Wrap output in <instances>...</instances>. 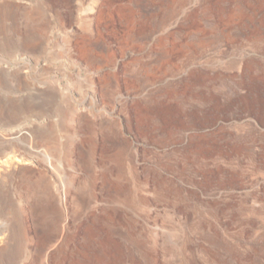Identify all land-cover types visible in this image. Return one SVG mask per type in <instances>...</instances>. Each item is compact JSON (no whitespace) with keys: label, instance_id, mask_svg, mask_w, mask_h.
<instances>
[{"label":"rangeland","instance_id":"1","mask_svg":"<svg viewBox=\"0 0 264 264\" xmlns=\"http://www.w3.org/2000/svg\"><path fill=\"white\" fill-rule=\"evenodd\" d=\"M13 1L35 42L28 76L0 62V107L22 103L0 156L23 167L0 161V264H264V0H0V23ZM116 3L144 21L127 47L91 23ZM49 202L74 258L49 256Z\"/></svg>","mask_w":264,"mask_h":264},{"label":"bare ground","instance_id":"2","mask_svg":"<svg viewBox=\"0 0 264 264\" xmlns=\"http://www.w3.org/2000/svg\"><path fill=\"white\" fill-rule=\"evenodd\" d=\"M23 1V0H22ZM110 0L107 1V3ZM113 1V0H112ZM119 1V0H118ZM121 2V0H120ZM127 2V1H126ZM247 2V1H246ZM102 3V2H101ZM110 3V2H109ZM112 3V2H111ZM135 3V2H134ZM113 4V3H112ZM109 5L108 8H106V11L103 10H99L95 16L93 17L91 23L93 24L94 28H97L96 30V38L97 39H104V33L101 31L102 27H106L108 26V24L112 23V20L117 17L118 18V22L120 25H123V39H122V43L124 46H128L130 43H132L131 41L133 40L134 36L137 34V31L139 29V27H141L140 25H142L144 23V21L142 22L141 18H138V16H136V14L131 10L130 6L127 5H120L118 3L114 4V5ZM105 5V4H104ZM108 5V4H107ZM29 6H30V2L24 5L21 2L18 1H13L11 2L9 5L6 6V14L5 17L2 18V21L0 23V62H3V54L4 52H10V51H14L17 52L19 54V56H23L22 59H24V61L27 63V66L25 67L26 70L25 72H19V73H23V75L28 76L32 70V63H33V47H34V38L30 32L31 29V23L27 22V18L28 20H31L30 17L27 16V13L29 12ZM251 8V7H250ZM252 11V10H251ZM229 16V14H227ZM231 15V14H230ZM243 15H240V13H237L236 15H234V17H232V19L229 17L228 21L231 20H239L240 18H242ZM91 17V16H90ZM152 17V16H151ZM244 17V16H243ZM249 21H251V18L249 17ZM253 19V18H252ZM230 20V21H231ZM243 20V19H242ZM115 21V19H114ZM225 22V20L223 21ZM226 23V22H225ZM229 23V22H228ZM232 23V22H231ZM234 23V22H233ZM237 23V22H236ZM241 23V21H240ZM117 24V23H116ZM238 25V24H237ZM112 26V24L110 25ZM147 27V25H144ZM224 26V25H223ZM115 27V26H114ZM143 27V26H142ZM141 27V28H142ZM231 27V26H230ZM107 28V27H106ZM121 28V27H120ZM140 28V29H141ZM145 27L142 28V30ZM111 29V28H110ZM226 29V28H225ZM195 30V29H194ZM193 30V31H194ZM199 30V29H198ZM201 30V29H200ZM223 30V29H222ZM111 31V30H110ZM114 31V30H113ZM109 32V31H108ZM115 32V31H114ZM121 32V31H120ZM119 32V34H120ZM142 32V31H141ZM144 32V31H143ZM204 31H201V33ZM210 32V31H209ZM259 32V31H258ZM80 33V32H79ZM112 35V32H110ZM150 33V32H149ZM207 33V32H204ZM107 34V33H106ZM118 34V33H117ZM173 34V33H172ZM170 33V35H172ZM224 34V33H223ZM109 35V34H108ZM114 35V34H113ZM122 35V33H121ZM206 35V34H204ZM203 35V36H204ZM83 36V35H82ZM85 36V35H84ZM118 36V35H117ZM207 36V35H206ZM224 36V35H223ZM227 36V35H226ZM88 37V36H87ZM120 37V36H119ZM122 37V36H121ZM137 37V36H136ZM225 37V36H224ZM114 38V37H113ZM162 38V37H160ZM185 39V37H183ZM81 39H84L81 37ZM88 40V39H87ZM87 40H83L81 43V40L79 38V44H77V49L81 52V54L83 55H88L89 52L88 51H93L94 49H92V47H89L90 43H87ZM91 40V39H90ZM159 40H163L159 39ZM158 40V41H159ZM173 40V38H172ZM76 41V40H75ZM94 41H96L94 39ZM116 41V40H115ZM185 41V40H184ZM106 42V41H105ZM161 42V41H160ZM158 42V45L159 43ZM77 43V42H76ZM75 42L73 44H76ZM93 44V43H92ZM91 44V45H92ZM117 44V43H116ZM172 44V43H171ZM177 44V43H176ZM181 45V43H179ZM137 45V44H136ZM135 45V47H136ZM156 45V44H155ZM156 45V46H158ZM163 45V44H162ZM175 45V44H174ZM189 45V44H188ZM192 45V44H191ZM119 47V45H117ZM178 46V45H177ZM134 47V46H133ZM154 47V45H153ZM179 47V46H178ZM129 48V47H128ZM170 48V47H169ZM74 49V48H73ZM133 49V48H132ZM141 49V48H140ZM167 48H165L166 50ZM171 49V48H170ZM190 49V48H189ZM194 49V48H192ZM75 50V49H74ZM77 50V51H78ZM121 50V49H120ZM126 50V49H125ZM169 50V49H167ZM179 50V49H178ZM178 50H176L178 52ZM182 50V49H181ZM123 51V50H122ZM140 51V50H137ZM170 52H172L171 50H169ZM78 52V54L80 53ZM169 52V53H170ZM184 52V51H183ZM167 53V52H166ZM181 53V52H180ZM95 54H98L95 52ZM103 53H101L102 55ZM168 54V53H167ZM177 54V53H176ZM114 56V55H113ZM175 56V55H174ZM178 56V55H177ZM88 57V56H85ZM100 57V56H99ZM109 57L110 53H109ZM79 58V57H78ZM21 60V59H20ZM81 60V58H80ZM84 60L86 61V59L84 58ZM173 60V59H172ZM83 61V59H82ZM170 61V60H169ZM168 61V62H169ZM172 62V61H171ZM5 63V62H3ZM167 63V62H165ZM164 63V64H165ZM174 63V62H172ZM161 64V63H160ZM169 64V63H168ZM163 65V64H162ZM161 65V66H162ZM171 65V63L169 64ZM1 66V65H0ZM165 66V65H163ZM162 66V68H163ZM173 66V64H172ZM178 66V65H177ZM3 66H1L2 68ZM171 67V66H170ZM4 69V68H3ZM12 70L14 69V63L7 62V67L5 68V70ZM153 70V69H152ZM161 70V69H160ZM159 70V71H160ZM155 71V70H154ZM163 72V71H162ZM147 74V73H146ZM155 74V72H154ZM156 75V74H155ZM146 76V75H145ZM152 77V76H151ZM161 77V76H160ZM153 80V79H152ZM18 98V97H17ZM16 98V99H17ZM18 101V100H17ZM20 101V100H19ZM18 104L20 105V103L18 102ZM18 104L15 103V101L13 100H8L3 106L0 107V118L6 116V115H16V116H21L22 115V111L20 109V107H22V103L21 106H17ZM24 106V105H23ZM24 110V108H23ZM26 110V108H25ZM24 112V111H23ZM25 114V113H24ZM10 118V117H9ZM6 120V119H5ZM28 134V133H27ZM26 133H24L21 130L17 131V134L15 135L16 138L18 137V139H20V141H22L23 143H25L26 145H30L31 146V136ZM92 155V154H91ZM16 156H12V157H8L6 153H4L3 155L0 156V161L2 160L4 163H7L8 165H10V168L12 170H20L23 167L16 165L15 161H13V159H15ZM21 160L25 159V160H31L30 156L26 155L24 158H20ZM1 163V162H0ZM17 163V162H16ZM4 177V176H3ZM17 183V182H16ZM9 184V183H8ZM7 184V185H8ZM13 184V182H12ZM21 186V184H19ZM2 185H0L1 187ZM18 186V185H17ZM19 187V186H18ZM4 188V187H3ZM94 188V187H93ZM5 189V188H4ZM6 190V189H5ZM17 190V189H15ZM19 191V190H18ZM36 195V194H35ZM34 195V196H35ZM38 198V197H37ZM37 198H35L34 200H36L37 202ZM7 199V195L5 194L4 196V192L1 190L0 188V210L2 209L3 203L6 201ZM66 201V197L63 199V202L65 203ZM42 203V202H41ZM44 203V202H43ZM32 208L33 211H37L39 214H41V216L45 215V222L46 219L49 218L50 221V225L52 226V228L54 229V231L56 232L55 237H57L58 240V246L55 248L54 251H50V257L52 256H59L62 257L63 260L68 259L73 257L74 255L70 249V246H68V234L66 231V223H65V211H66V207L65 210L63 211V209L59 208V205L56 206V204L53 203H48L45 204V207H43V204L41 205L40 203L33 205L32 203ZM32 210V209H31ZM41 211V212H40ZM46 211V213H45ZM63 211V212H62ZM44 213V214H43ZM48 218H47V216ZM38 216V215H37ZM40 216V218H42ZM37 218V217H36ZM35 218V219H36ZM39 218V219H40ZM41 225V224H40ZM95 228V227H94ZM51 230V229H50ZM1 232V231H0ZM8 233V234H7ZM11 235L10 230L2 233L0 236V247L2 246L3 243L8 242V238ZM92 237V236H91ZM75 242V241H74ZM78 243V242H77ZM151 244V243H150ZM57 245V244H56ZM82 246V245H80ZM84 247V246H83ZM77 248V246H76ZM87 248V247H86ZM86 250V249H85ZM78 251V249H77ZM87 251V250H86ZM85 252V251H84ZM88 252V251H87ZM180 252V251H178ZM81 253V251H80ZM83 253V252H82ZM181 253V252H180ZM82 256H85V254H83ZM86 256H88L86 254ZM49 257V258H50ZM87 258V257H86ZM91 258V257H90ZM60 259V258H59ZM89 259V258H88ZM96 259V258H95ZM98 259V258H97ZM100 260V259H99ZM58 262V261H57ZM56 262V263H57ZM94 262V261H93ZM98 262V260H97ZM101 262V261H100ZM55 263V264H56ZM62 263V262H61ZM82 263V262H81ZM71 264V263H70ZM91 264V263H89ZM94 264V263H93Z\"/></svg>","mask_w":264,"mask_h":264}]
</instances>
